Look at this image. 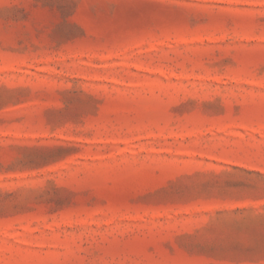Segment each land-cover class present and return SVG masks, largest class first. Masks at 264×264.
<instances>
[{
  "label": "rangeland",
  "instance_id": "374dc122",
  "mask_svg": "<svg viewBox=\"0 0 264 264\" xmlns=\"http://www.w3.org/2000/svg\"><path fill=\"white\" fill-rule=\"evenodd\" d=\"M264 0H0V264H264Z\"/></svg>",
  "mask_w": 264,
  "mask_h": 264
},
{
  "label": "snow or ice",
  "instance_id": "6c2138e0",
  "mask_svg": "<svg viewBox=\"0 0 264 264\" xmlns=\"http://www.w3.org/2000/svg\"><path fill=\"white\" fill-rule=\"evenodd\" d=\"M261 195L264 196V193H262Z\"/></svg>",
  "mask_w": 264,
  "mask_h": 264
}]
</instances>
